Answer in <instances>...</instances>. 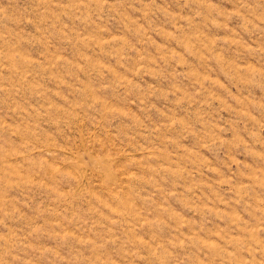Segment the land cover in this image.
Here are the masks:
<instances>
[{"label": "clouds", "instance_id": "obj_1", "mask_svg": "<svg viewBox=\"0 0 264 264\" xmlns=\"http://www.w3.org/2000/svg\"><path fill=\"white\" fill-rule=\"evenodd\" d=\"M0 264H264V0H0Z\"/></svg>", "mask_w": 264, "mask_h": 264}]
</instances>
